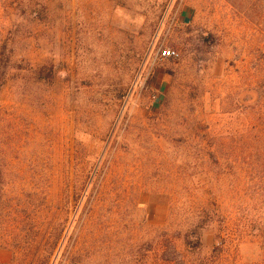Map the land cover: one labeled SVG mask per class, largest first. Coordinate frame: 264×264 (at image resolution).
<instances>
[{"label": "rangeland", "instance_id": "1", "mask_svg": "<svg viewBox=\"0 0 264 264\" xmlns=\"http://www.w3.org/2000/svg\"><path fill=\"white\" fill-rule=\"evenodd\" d=\"M7 38L0 153L37 230L0 264H264V0H0Z\"/></svg>", "mask_w": 264, "mask_h": 264}, {"label": "trees", "instance_id": "2", "mask_svg": "<svg viewBox=\"0 0 264 264\" xmlns=\"http://www.w3.org/2000/svg\"><path fill=\"white\" fill-rule=\"evenodd\" d=\"M29 8L30 12L36 16L37 13L35 9L33 7ZM11 40V38L5 39L0 46V87L6 71L3 66H7L14 56V47L12 46ZM8 187L9 184L6 175V162L5 158L0 153V245L18 249L23 243V239L30 234L29 232H34L37 229L32 227L28 232L23 229V231H21L18 219L14 217L15 214H17L16 208L18 205L15 204L14 199L13 203L10 201V198L8 197ZM33 195L34 193L31 192L26 194V196L30 197ZM37 208L39 207L37 206ZM35 211L36 212L31 215V218H29L30 224L35 220L37 210L35 209ZM199 229H195V232H189L186 235V245L191 249H198L201 247L200 235L198 233ZM22 237L23 239H21ZM58 240V238H55L51 245H47V254L43 257L44 262L48 261V259H50L53 255ZM9 242H11V244Z\"/></svg>", "mask_w": 264, "mask_h": 264}, {"label": "built area", "instance_id": "3", "mask_svg": "<svg viewBox=\"0 0 264 264\" xmlns=\"http://www.w3.org/2000/svg\"><path fill=\"white\" fill-rule=\"evenodd\" d=\"M175 55V53L169 49H166L164 51L161 52V58L162 59H168L171 58Z\"/></svg>", "mask_w": 264, "mask_h": 264}]
</instances>
